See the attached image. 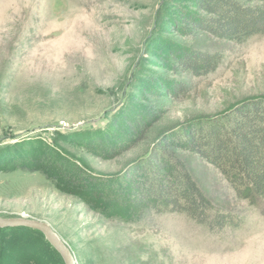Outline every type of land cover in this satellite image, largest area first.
<instances>
[{"label":"rangeland","instance_id":"obj_1","mask_svg":"<svg viewBox=\"0 0 264 264\" xmlns=\"http://www.w3.org/2000/svg\"><path fill=\"white\" fill-rule=\"evenodd\" d=\"M182 1L0 0V218L49 225L76 264H264V202L239 199L191 153L178 157L236 228L211 232L175 214L129 222L58 180L70 164L99 181L121 172L131 154L101 159L82 143L127 113L171 43L223 59L206 76L175 78L187 90L166 103L160 129L200 125L264 98V35L234 44L206 33L169 34ZM56 253L40 233L0 228V264H64Z\"/></svg>","mask_w":264,"mask_h":264},{"label":"trees","instance_id":"obj_2","mask_svg":"<svg viewBox=\"0 0 264 264\" xmlns=\"http://www.w3.org/2000/svg\"><path fill=\"white\" fill-rule=\"evenodd\" d=\"M186 1L172 16L169 34L191 38L206 33L234 44L264 35V0ZM164 52L159 56L161 64L154 75L145 78L127 113L115 116L101 135L82 143L87 154L101 159L131 154L121 172L99 181L70 164L58 180L75 189L76 195L96 196L101 210L121 212L129 222H139L148 213L175 214L211 232L236 228L239 222L231 215L214 210L178 153H191L218 170L236 196L249 205L264 202V98L243 101L200 125L178 131L160 129L166 103L184 96L187 90L186 84L175 78L206 76L223 59L218 52H202L179 43H171ZM41 165L42 171L47 169L46 164Z\"/></svg>","mask_w":264,"mask_h":264},{"label":"water","instance_id":"obj_3","mask_svg":"<svg viewBox=\"0 0 264 264\" xmlns=\"http://www.w3.org/2000/svg\"><path fill=\"white\" fill-rule=\"evenodd\" d=\"M25 228L39 232L44 236L49 245L60 255L64 264H76L75 259L67 248V246L60 240L49 225L28 219L26 217L1 219L0 228Z\"/></svg>","mask_w":264,"mask_h":264}]
</instances>
